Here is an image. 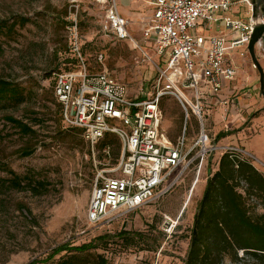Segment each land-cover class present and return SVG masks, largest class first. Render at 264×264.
<instances>
[{"label":"rangeland","instance_id":"obj_1","mask_svg":"<svg viewBox=\"0 0 264 264\" xmlns=\"http://www.w3.org/2000/svg\"><path fill=\"white\" fill-rule=\"evenodd\" d=\"M104 6L98 0H0V20L15 16L30 20L22 28H16L15 36L0 35L3 47L0 77L13 80L32 93L17 108H0V178L8 177L2 169L6 165L19 175L33 172L51 183L49 191L42 195L0 188V264H55L63 252L46 259L55 246L62 243L77 245L101 234L115 235L121 229L144 235L135 240L134 245L126 246L125 242L112 238L108 250L95 249L94 253L105 255L108 264H183L196 205L208 171L218 166L220 151L206 154L189 164L178 183L158 199L134 210L111 214L106 223L94 224L87 218L96 173L101 168L108 172L116 168L121 144L116 141L108 157L97 148L91 151L80 135L63 132L69 127L62 123L52 90L53 72L63 69L65 62L60 54L66 48L62 20L76 18L82 56L90 72L106 69L127 86L132 96L141 98L145 97L157 76L154 51L140 38V30L150 17V0L118 1V9L128 20V30L140 49L132 46L129 40H115L101 31ZM256 8L257 15L264 11L262 7ZM200 33L206 34L202 27ZM239 52L240 49L233 53V63L237 69H244L251 78H256L257 101L251 105V113L244 117L240 127L243 121L230 117L226 121L229 129L225 131L220 118L206 109L204 125L212 143L238 144L264 162L257 146L253 151L247 148V142L264 129V121L259 120L264 115V95L249 54L241 57ZM99 54L103 56L101 62L98 61ZM255 54L264 72V39L256 45ZM183 91L192 99L191 90ZM160 108L162 135L174 142L184 133L189 146L200 129L195 116L190 115L184 131V110L175 98H162ZM32 111L47 118V127H39L35 139L19 135L3 117L12 115L27 121ZM223 137L226 141H222ZM117 144H120L119 149ZM26 145L32 146L34 151L28 157H20L18 150ZM250 202L254 212H261L260 208L254 207L253 200ZM224 264H229L227 259Z\"/></svg>","mask_w":264,"mask_h":264},{"label":"built area","instance_id":"obj_2","mask_svg":"<svg viewBox=\"0 0 264 264\" xmlns=\"http://www.w3.org/2000/svg\"><path fill=\"white\" fill-rule=\"evenodd\" d=\"M99 1L105 5L101 31L140 49L118 9L119 0ZM150 5L152 12L140 38L154 51L157 76L144 98L132 96L106 69L90 72L82 56L76 18L65 26L66 45L76 59V70L54 73L53 92L61 104L62 123L81 130L91 151L106 133L116 135L121 144L116 168L109 172L101 168L94 178L87 208V218L94 224L158 199L178 183L189 164L214 151L228 153L235 162H249L264 177L263 161L238 144L212 143L203 120L205 109L216 105L222 107L220 121L225 131L230 117L242 119L236 103L221 94L237 74L233 53L240 49L241 57L248 54L253 28L264 23V11L255 13L264 4L256 6L253 0H150ZM200 27L206 34L200 33ZM102 58L99 54L98 61ZM183 89L192 91V99ZM163 97H173L181 104L184 131L190 115L197 119L199 134L189 146L184 133L174 142L162 135ZM104 152L110 156L109 146ZM113 171L118 173L113 175ZM174 173L173 181L162 189Z\"/></svg>","mask_w":264,"mask_h":264},{"label":"trees","instance_id":"obj_3","mask_svg":"<svg viewBox=\"0 0 264 264\" xmlns=\"http://www.w3.org/2000/svg\"><path fill=\"white\" fill-rule=\"evenodd\" d=\"M29 21L25 16L1 19L0 35L13 37L17 34L16 28H22ZM67 23V20H62L63 27ZM64 46L65 50L60 52L64 56V67L54 70L52 90L54 73L76 70V59L69 52L66 43ZM2 52L0 42V53ZM31 95V92H27L13 80L0 77V108H17ZM55 100L61 117V104L56 98ZM3 117L19 135L31 139L37 137L39 127H47V118L38 112H30L27 121L12 115ZM187 127L188 123L186 129ZM64 131L71 132V136L78 134L84 140L81 130L77 128L69 127ZM116 141L120 143L116 135L106 133L96 148L104 152L109 146L110 153ZM119 145L117 144L118 149ZM33 151L32 146L26 145L18 150V154L20 157H28ZM105 155L108 156L106 153ZM2 169L8 175L6 178H0V188L5 191H30L33 195H42L49 191L51 183L38 178L33 172L19 175L6 165ZM251 200L255 203L254 207L260 208L261 212L253 211ZM143 235L140 232L121 229L115 235L101 234L77 245L62 243L52 248L46 259H52L63 252L55 264H108L104 254L93 251L97 248L108 250L112 238L125 242L126 246L134 245L135 240L142 239ZM225 259L229 264H264V177L249 162H235L228 153L220 156L215 170L208 171L201 198L193 215L183 264H224Z\"/></svg>","mask_w":264,"mask_h":264},{"label":"crops","instance_id":"obj_4","mask_svg":"<svg viewBox=\"0 0 264 264\" xmlns=\"http://www.w3.org/2000/svg\"><path fill=\"white\" fill-rule=\"evenodd\" d=\"M151 12H152V7H151ZM254 79L251 78V76L247 74L244 69H241V70L237 69V74H236L235 79L228 82L222 90L221 95L224 98H231V100L236 103V105L242 112L241 114L242 119L240 118L237 121L240 120L243 122H240V125L238 127H240L244 123L245 121L244 117L251 113V105H253V103L257 101ZM206 110L211 111V114H213V116L215 117H218L217 119H219L220 116L218 114L222 112V107L221 106L219 107L218 105H216V107L213 106V108L210 107ZM259 120L264 121V115H262L259 118ZM225 139L226 137H223L222 141H226ZM256 146H257V149L260 152H262V155L264 156V129L260 131V134H257L256 137H254L252 140L247 142V148L251 149V151H253L252 149Z\"/></svg>","mask_w":264,"mask_h":264},{"label":"water","instance_id":"obj_5","mask_svg":"<svg viewBox=\"0 0 264 264\" xmlns=\"http://www.w3.org/2000/svg\"><path fill=\"white\" fill-rule=\"evenodd\" d=\"M261 4H264V0H257L256 6H259ZM264 39V23L260 25H256L251 33L250 40L247 45L248 54L250 57V60L252 62V65L258 72L259 77V89L261 93L264 95V72L263 69L260 66V63L256 57L255 54V47L256 45Z\"/></svg>","mask_w":264,"mask_h":264},{"label":"bare ground","instance_id":"obj_6","mask_svg":"<svg viewBox=\"0 0 264 264\" xmlns=\"http://www.w3.org/2000/svg\"><path fill=\"white\" fill-rule=\"evenodd\" d=\"M260 43V42H259ZM135 47V46H134Z\"/></svg>","mask_w":264,"mask_h":264}]
</instances>
